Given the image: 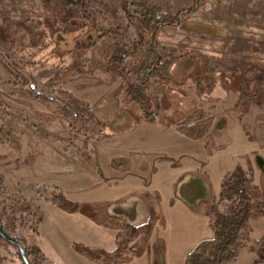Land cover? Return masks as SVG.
<instances>
[{
    "label": "rangeland",
    "instance_id": "374dc122",
    "mask_svg": "<svg viewBox=\"0 0 264 264\" xmlns=\"http://www.w3.org/2000/svg\"><path fill=\"white\" fill-rule=\"evenodd\" d=\"M41 3L42 0H0V48L7 56V59L0 56L3 114L0 127L7 132L0 140V220L6 233L19 238L25 247L36 248L38 255L29 259L31 264H184L186 254L202 239L213 235V218L205 213L206 207L202 213L195 211L198 202L207 196L217 201L227 174L236 170L251 172L257 190L264 191V177L255 162L256 155L264 159V108L254 102L243 109L237 108L233 87L240 75L251 77L264 68V0H228L221 4L206 1L197 13L198 18L192 21L210 25L206 28L213 35H207L205 27L200 26L204 33L194 43L177 46V33L172 26L157 34L158 40L177 57L176 61L186 51L194 58L190 60L191 70L183 71L189 74L187 80H179L175 86L169 83V90L161 94L149 89L153 119L141 127L140 136L137 134L139 142L148 147L142 151L165 153L184 163L191 161L198 169L194 171L203 177L185 175L176 183V196L172 193L163 197L161 204L158 202L148 238L139 236L137 231L125 236L122 222L106 210L117 197L106 202L105 193L108 195L110 188L97 185L102 175L95 176L105 166L90 155L95 148L99 156H106L113 141L135 142L137 136L131 134L136 132L112 140L100 136L105 127V122L100 121L115 118L110 113L112 105L105 106L107 99H116L128 111L137 110L125 92L133 77L129 73L124 78L107 68L102 54L104 43L94 38L95 32L89 26L72 33L57 32L60 15L41 9ZM190 3L184 2L187 6ZM90 4L95 25L125 23L126 14L119 0H90ZM134 36L132 28L127 27L120 30L117 38L129 41ZM75 39L95 40V46L84 52L82 60L79 51L73 50ZM144 48L148 53V37L133 60L135 66L139 67ZM207 61L220 63L222 67L213 75L215 82L196 86L195 77L203 73L201 66ZM56 77L60 90L98 109L103 106L97 115L91 111L87 116L89 127L84 134L76 132L80 121L70 128L60 108L40 96L46 92L44 84ZM73 105L76 110H82L81 105ZM194 108L209 112L214 119L209 134L196 141L176 130L177 123ZM165 110L177 122L167 120ZM70 119L73 120L71 115ZM151 157L146 159L151 161ZM176 169L168 168L165 178H171L172 174L178 179ZM143 173L148 175L147 170ZM29 183L48 193L58 186L56 192L77 206L69 209L40 199L27 191ZM135 200L134 196H128L126 201L134 205ZM151 203L156 205L155 200ZM217 203L220 210L228 206L224 201ZM147 218L137 216L134 225L143 224ZM247 229L250 238L263 237L264 214L252 217ZM0 254L3 256L0 264L22 263L12 245L0 246ZM257 258L254 250H240L236 259L227 264H254Z\"/></svg>",
    "mask_w": 264,
    "mask_h": 264
},
{
    "label": "trees",
    "instance_id": "16d2710c",
    "mask_svg": "<svg viewBox=\"0 0 264 264\" xmlns=\"http://www.w3.org/2000/svg\"><path fill=\"white\" fill-rule=\"evenodd\" d=\"M206 1L209 0H191L189 6L173 10L169 2L119 0L120 8L125 11L126 21L123 25L111 24L108 27L93 23L94 14L90 0H42L41 9L50 11L54 16L60 15L56 23L57 32L72 33L89 26L95 32L94 38L104 43L102 54L107 68L119 72L124 78L130 73L133 60L138 56L145 38L148 37L149 51L146 60L142 61L134 71L132 80L126 85L125 92L128 99L137 105L140 118L151 121L153 119L152 94L148 84L151 80H157L162 84L169 83L171 81L170 68L177 58L163 42L158 40L157 34L166 26L177 27L186 18L196 17L200 7ZM213 1L221 4L228 0ZM127 27L134 31V38L129 41L118 39L117 35L120 30ZM152 32L155 34L154 39L151 38ZM92 39L80 42L77 39L74 40L73 50L79 51L76 52L80 60L86 50L95 46V40ZM0 56L7 59L1 48ZM158 56L160 58L153 67ZM221 67L220 63L213 61L203 63L201 66L203 73L195 77L196 86H199L201 82L206 84L215 82L212 79L213 75ZM57 81L56 77L47 84L45 83L43 87L46 92H41L40 96L57 106L61 105L60 112L68 118L70 128L80 121L76 132L84 134L85 127L89 124L86 116L91 114L89 105L80 102L69 92L57 88ZM233 87L236 90L234 105L237 108L243 109L251 102L264 108V68L257 70L251 77L240 75L235 79ZM73 103L81 105L82 110H76ZM155 104L157 105V102ZM2 115L0 112L1 117ZM70 115L73 120L70 119ZM213 122L214 119L209 112L194 108L181 122L177 123L176 129L186 138L195 141L209 134ZM255 186L251 172L236 170L223 178L218 200H213L205 210V213L213 218L211 222L213 235L202 239L187 253L184 264H227L236 259L240 250H254L258 255L254 264H264V236L253 239L248 236L247 231L249 220L256 215L264 214V191H258ZM26 189L45 201L62 204L61 206L69 209L77 206L74 203L69 204L58 191L56 192V187L48 193L45 189L29 183ZM221 201L228 203L225 210L219 209L217 202ZM2 227L6 232L3 224ZM126 231L125 229V236H127ZM6 245L11 244L0 236V246ZM25 252L28 260L38 255L36 248L32 246L25 247ZM2 259L3 256L0 254V263Z\"/></svg>",
    "mask_w": 264,
    "mask_h": 264
},
{
    "label": "crops",
    "instance_id": "0c3cea01",
    "mask_svg": "<svg viewBox=\"0 0 264 264\" xmlns=\"http://www.w3.org/2000/svg\"><path fill=\"white\" fill-rule=\"evenodd\" d=\"M185 1L186 0H166L165 2H169V4L172 6V9L177 10V9L187 7V5L184 4ZM188 2H191V0H188ZM197 18H198V15L193 18H187V20H184L179 26L174 28V32L177 33V38L175 40V42L177 43V46L182 43L189 44L190 42H193L195 38L201 35V33H204L203 29H201L200 26L205 27V29L207 30V35L209 33H212L213 35V31H211L210 28H206V27H210V25H205V24L203 25L200 22H193ZM143 52H144V55L140 59L141 62L146 60V56H147L146 48L142 50V53ZM189 53L191 52H188V51L182 52L178 60L172 64L170 68L171 81L169 82L171 85L175 86L177 83L179 84L178 82L179 80L183 81V79L186 78L187 80L189 78L188 73L183 74L184 69H186L187 71L191 70L190 65L192 62L190 60L193 59L194 56L192 58V55H189ZM137 68H138V65L135 66V64H133L131 68V72H130V77H133L134 71ZM177 72L178 74L180 73L185 76L176 75ZM169 83L162 84L161 82L157 80H151L150 83L148 84V88L156 89V92L158 94H161L163 90L164 91L169 90V88H167V85H169ZM105 89L108 90V88H105ZM173 89L172 91H174ZM107 96H110V95H107ZM105 104H106L105 106H108L110 104L112 105L109 107L111 110L110 113L114 114L115 118L113 119L106 118V120L102 119L100 121V123L102 122V124L105 122L103 124L105 127H103V130L101 129L102 136H105L106 138L111 139V140L114 137L119 138L123 136L124 134L133 133V132H136V133L131 134V135L134 137L137 136V138L135 137L134 143L132 142V143L126 144V142H124V139H122L123 144H116V141H113L108 146L109 148H112V149H109L110 151H108V153L106 152L107 153L106 156L105 154H102L99 156L95 148L91 149V151L89 150L90 155L94 156L98 162L102 163V165L104 164L105 166L104 169L99 168V170H97L98 174L96 173L95 176H98L99 173L102 175V180L100 179L101 182L99 181L97 185L104 184L108 186V188H110L108 189L110 193L108 195L107 193H105V195L108 196V198L106 199V202H110V200H112V198L115 197L116 195L117 197L116 201H117V204H119L118 206L125 207L126 209H128V212H129L133 210L134 205L129 204L126 200L128 196H134L136 198V200L134 201L135 204H139L140 201L143 202L145 208L149 210L152 215L153 214L152 212L157 211L158 202L161 204V200L163 199V197L168 196V195L170 196L172 193L174 197L176 196L175 191L178 186V185L176 186V183L180 182L179 181L180 179L183 180L185 175L194 174V175H197V177L198 175L203 177V175L200 172L194 171L198 169H195L197 167H193V165L191 164V161H186L185 163L187 164H185L184 162H180L181 159L176 160L175 158H173V156H167L165 153L164 155H161V153H155L153 151H142L143 149H146L148 147H146L147 145H144L141 142H139V136L141 133L140 129L145 123H149L151 121L140 118L141 117L140 113L137 110L133 112L128 111L126 105L120 104V102H118L114 98L107 99L105 101ZM89 106L91 107V111L95 113L94 115H97L98 112L101 111V109H103V106L99 109L97 108V106H93L90 104ZM131 106L132 105L129 104V107ZM133 109L135 110L136 108H133ZM168 112L169 111L167 110L164 111L165 118L171 122H177L175 118H170L173 115L170 114L171 112L170 113ZM101 126L102 125H100V127ZM138 132H139V136L137 135ZM83 150L85 153H87V150L85 149ZM146 156H152L151 161H148L146 159ZM79 158H82V157H79ZM79 160L80 162H82V159H79ZM168 168L176 169L177 171H179L178 174H175V177L179 175L178 179L175 180L172 174L169 175L171 178H168V179L165 178L166 175H168L167 173ZM143 170H147L148 175H145V173H143ZM163 181L166 183L167 186L164 183H162ZM120 197H124L123 199L125 200L121 199ZM213 198L210 196L205 197L206 200L208 199L210 201ZM176 199H178V197H176ZM205 199L203 198L201 201L198 202V205H197L198 207L197 209H195L196 212L202 213L204 208L209 204L208 201H206ZM154 200L156 202V205H152L151 203L152 201L154 202ZM178 200H181V199H178ZM109 210L111 209L109 208ZM111 211L113 212L114 217L116 218L123 217V213H121L120 211L118 210L117 211L111 210ZM147 213L144 212L141 215L140 212L137 211V214H134V217L136 219L137 216H147L146 215ZM127 214L129 215V213ZM156 214L157 212L154 215V219H155ZM131 216H133V214Z\"/></svg>",
    "mask_w": 264,
    "mask_h": 264
},
{
    "label": "water",
    "instance_id": "95a60500",
    "mask_svg": "<svg viewBox=\"0 0 264 264\" xmlns=\"http://www.w3.org/2000/svg\"><path fill=\"white\" fill-rule=\"evenodd\" d=\"M151 38H152V39L155 38V34H154V32L151 33ZM159 58H160V56H158L157 59L155 60L153 67L156 66L157 61H158ZM31 86L33 87V84H32V83H31ZM255 162H256V165L258 166L259 170L261 171V173H262V175H263V177H264V159H263V157L260 156V155H256V156H255ZM118 205H119V204H117V201H114V203H112L110 209L113 210V207H116V206H117V208H119V209H117V210L119 211L120 208H122L123 206H122V207H119ZM136 209H137V210H136ZM137 211L140 212L141 215H142L144 212L147 213V209L145 208L143 202L140 201L139 204H134V208H133V210H131V211L128 212V213H129V216H128V217H129L128 222H129L131 225H134V223H135V220H134L135 217H134L133 219H131V217H132L131 215H132V214H133V215H134V214H137ZM120 214H121V213H120ZM120 214H119V215H120ZM128 226H130V225L128 224ZM0 236H1L4 240H6V241L9 242L10 244L14 245V246L18 249V251H19V255H20V257H21V260H22L23 264H30V262H29V260H28V257H27V255H26V252H25V246H24V244H23L21 241L15 239V238H13V237H10L8 234H6V232L3 230V227H2V223H1V221H0Z\"/></svg>",
    "mask_w": 264,
    "mask_h": 264
},
{
    "label": "flooded vegetation",
    "instance_id": "af4514ba",
    "mask_svg": "<svg viewBox=\"0 0 264 264\" xmlns=\"http://www.w3.org/2000/svg\"><path fill=\"white\" fill-rule=\"evenodd\" d=\"M132 102V101H131ZM134 104V103H133ZM55 105V104H54ZM57 106V105H56ZM57 107H59L60 108V106H57ZM134 107H137V105H135L134 104ZM137 110H139L138 109V107L136 108ZM62 114V113H61ZM62 116H63V118L65 119L66 117L64 116V114H62ZM87 117V116H86ZM88 118V117H87ZM87 127H89L88 126V124H87ZM87 127H85V128H87ZM101 132V131H100ZM102 134V133H101ZM209 199V198H208ZM206 200V201H208V205L207 206H209L210 204H211V202L213 201V200H215L214 198L210 201V200ZM206 206V207H207ZM110 207L108 206V208H106V210H108ZM117 209H119V208H117V207H113V210H115V211H117ZM129 210H131V209H129ZM111 211V210H110ZM121 213H123V217H118V219L122 222L121 224H122V228L124 229V231H125V229L127 230L126 232H127V235L129 234V235H131V234H133L134 232H136L137 231V233H138V235L139 236H146L147 235V238L150 236V234L152 233L151 232V229H152V226H151V224H152V221H153V219H154V215L152 214L151 215V212L149 211V210H147L148 211V213L146 214L147 216H148V218H147V220L143 223V224H139V225H131L129 222H128V219H129V217H127V216H129L127 213H128V209H126L125 207H122L120 210H119ZM151 217L153 218V219H151ZM134 218V215L131 217V219H133ZM134 220H135V218H134ZM128 224L130 225V226H128ZM131 231V232H130ZM128 235V236H129ZM147 238H146V240H147ZM15 239H17V238H15ZM18 240V239H17ZM20 241V240H19ZM22 242V241H21ZM23 243V242H22ZM12 245V244H11ZM12 246H14V245H12ZM15 247V246H14ZM16 248V247H15ZM17 249V248H16ZM18 250V249H17ZM18 253H19V251H18Z\"/></svg>",
    "mask_w": 264,
    "mask_h": 264
},
{
    "label": "built area",
    "instance_id": "2783aa9c",
    "mask_svg": "<svg viewBox=\"0 0 264 264\" xmlns=\"http://www.w3.org/2000/svg\"><path fill=\"white\" fill-rule=\"evenodd\" d=\"M6 131L0 127V140L6 135Z\"/></svg>",
    "mask_w": 264,
    "mask_h": 264
}]
</instances>
